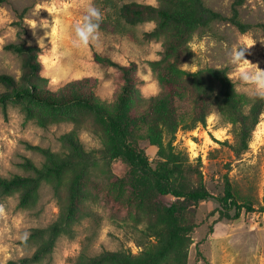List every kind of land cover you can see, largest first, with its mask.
Wrapping results in <instances>:
<instances>
[{"label":"rangeland","instance_id":"1","mask_svg":"<svg viewBox=\"0 0 264 264\" xmlns=\"http://www.w3.org/2000/svg\"><path fill=\"white\" fill-rule=\"evenodd\" d=\"M129 1L160 5L163 0H7L0 4V73L16 79L22 74V56L8 49L10 43L35 45L41 74L52 88L80 79H99L97 93L114 102L124 83L121 70L95 60L109 57L124 66L132 79L131 111L146 110L151 95L145 91L156 81L159 93L171 88L183 94L188 111L193 95L186 78L166 74V61L174 55L187 72L206 67H225L236 91L252 96L251 88L240 81L238 69L229 62L234 48L247 45V66L264 69V0H244L239 7L243 22L253 26L241 32L227 21H217L197 30L182 50L166 51L171 28L156 21L134 25L118 15L119 7ZM233 0H203L204 4L229 15ZM99 8L102 17L99 40L87 48H71L72 26L82 21L88 5ZM48 21V26L43 21ZM59 21V25L58 22ZM170 52V54H168ZM213 85V84H212ZM216 90V86H215ZM4 88L0 86V92ZM225 112L213 105L205 124L193 129H178L173 144L186 155L178 177L188 185L203 184L212 198L192 202L166 195L164 200L181 205L179 219L192 224L191 243L185 264H264V212L240 213L239 218L220 216L215 198L223 194L226 179L237 200H250L255 207L264 200V110L252 132L247 149L236 152L237 140ZM73 134L87 150L100 149L104 140L115 134L105 116L88 108L70 105L51 109L26 97L11 98L0 104V176L34 175L26 160L40 168L47 162L41 149L62 154L69 148L65 135ZM148 163H158L157 146L141 140ZM195 153V155H193ZM89 161V176L80 180L73 205L68 204L71 170L48 173L37 191L22 202L19 191L0 192V264L30 257L39 244L38 229L59 228L51 250L40 260L19 264H74L79 255H94L102 250L130 249L137 253L145 243L142 229L155 216L146 198L131 192L125 180L127 165L118 159L105 162L97 153ZM142 173L136 172L139 177ZM181 177H184L181 179ZM122 179V180H121ZM150 188L146 196L149 195ZM232 213V211H231ZM25 235L27 238L25 239Z\"/></svg>","mask_w":264,"mask_h":264},{"label":"trees","instance_id":"2","mask_svg":"<svg viewBox=\"0 0 264 264\" xmlns=\"http://www.w3.org/2000/svg\"><path fill=\"white\" fill-rule=\"evenodd\" d=\"M6 1L0 0V4ZM243 2L233 0L230 14L224 15L206 6L203 0H163L160 5L129 1L119 7L118 15L131 25L154 20L161 26L170 27L165 49L174 51L182 50L197 30L205 29L217 21L231 22L241 32L248 31L253 25L243 22L239 16V7ZM258 26L264 30V24ZM6 47L22 56V74L16 79L12 75L0 73V86L4 88L0 92L2 106L11 98L22 97L55 110L70 105L82 106L105 116L115 134L112 139L104 140L102 148L90 151L73 134L65 135L69 148L60 155L35 146L46 155L47 162L38 168L29 159H25L34 175L0 176V192L17 189L24 202L37 191L40 181L48 173L58 175L62 171L71 170L73 178L68 186L67 200L68 204L73 205L79 192L80 180L90 174L93 164H89V161L94 159V155L98 153L105 162L118 159L129 168L124 178L130 183L131 192L138 194L139 198H146L153 205L155 216L147 221L141 232L146 242L138 243L141 249L137 253L130 249L102 250L94 255L81 254L74 264H185L187 248L191 243L192 224L181 222V205L166 201L164 197L171 195L199 202L213 195L201 183L195 187L182 180L176 183L180 179L178 175L183 170L186 155L173 144L175 134L180 128L189 130L198 124H205L213 105H218L232 124L237 140L235 151L242 152L247 149L252 132L259 122L264 100L236 91L225 67H206L187 72L180 66L179 59L172 55L166 61L165 72L169 77L186 78L191 83L193 95L189 100L188 111L185 113L179 108V105L185 103L183 94L167 88L150 97L146 110L133 114L130 106L133 82L129 72L133 66L120 65L109 57L94 55L96 61L120 69L124 78L116 100L109 102L97 93L99 79L83 77L52 88L49 80L41 74L42 66L35 45L10 43ZM141 140H148L157 146V166L152 167L148 163L139 145ZM136 172L142 174L138 177ZM149 188V195L146 196ZM215 198L222 207L221 217L237 219L242 211L264 212V200L258 207L250 200H237L228 179L223 194ZM37 232L40 241L32 255L20 261L9 260L6 264L38 261L51 250L59 233L57 225L38 229Z\"/></svg>","mask_w":264,"mask_h":264},{"label":"clouds","instance_id":"3","mask_svg":"<svg viewBox=\"0 0 264 264\" xmlns=\"http://www.w3.org/2000/svg\"><path fill=\"white\" fill-rule=\"evenodd\" d=\"M102 13L99 8L94 5H88L82 21L75 23L72 26V36L70 40L71 48L81 49L87 48L90 43H96L99 40V26ZM59 25V21L57 22ZM43 25L48 26V21L44 20ZM249 39L244 45L234 48L229 54V62L235 65L238 69V76L241 82L248 85L252 90V96L264 100V69L259 67L252 69L247 66L245 51L247 45L251 44ZM150 83V88L145 89L151 95H156L159 92V87L156 81L150 77H145ZM195 155V153H193ZM25 239L27 236L25 235Z\"/></svg>","mask_w":264,"mask_h":264}]
</instances>
